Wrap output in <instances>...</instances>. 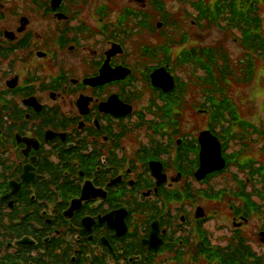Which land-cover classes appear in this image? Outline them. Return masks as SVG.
Listing matches in <instances>:
<instances>
[{
	"label": "flooded vegetation",
	"instance_id": "af4514ba",
	"mask_svg": "<svg viewBox=\"0 0 264 264\" xmlns=\"http://www.w3.org/2000/svg\"><path fill=\"white\" fill-rule=\"evenodd\" d=\"M116 1L0 0V264H264L255 65Z\"/></svg>",
	"mask_w": 264,
	"mask_h": 264
},
{
	"label": "trees",
	"instance_id": "16d2710c",
	"mask_svg": "<svg viewBox=\"0 0 264 264\" xmlns=\"http://www.w3.org/2000/svg\"><path fill=\"white\" fill-rule=\"evenodd\" d=\"M194 4L199 19H205L208 26L222 29L224 34L233 38L244 51V58L239 65H264V31L262 20L264 0H184ZM153 13H161L164 4L161 0H150ZM204 59L199 62L208 66L209 77L229 79L231 68L228 56L218 48H207ZM222 65V70H218ZM217 70V71H216ZM216 83H213L215 86ZM224 96V95H223ZM222 96V97H223ZM224 104L228 101L223 97Z\"/></svg>",
	"mask_w": 264,
	"mask_h": 264
},
{
	"label": "rangeland",
	"instance_id": "374dc122",
	"mask_svg": "<svg viewBox=\"0 0 264 264\" xmlns=\"http://www.w3.org/2000/svg\"><path fill=\"white\" fill-rule=\"evenodd\" d=\"M164 4L165 12L173 11L171 18L174 21L175 29L174 40L180 41V35L182 32L190 33L194 42L198 45H202L210 48H218L225 52L228 56L229 67L231 68V74L237 76L239 74L240 65L239 62L244 58L243 49L232 41L231 38L222 34L220 29L216 27L208 26L207 22L201 21L198 18L197 11L194 4L185 2L184 0H161ZM208 1V0H204ZM103 2V0H99ZM126 0H117L114 7L117 9L122 4H126ZM148 2V1H147ZM146 2V3H147ZM141 4V3H140ZM148 8V7H147ZM86 14H89V10H86ZM147 14L152 17L153 9H148ZM262 20V26L264 31V15ZM157 18L155 17V21ZM195 21L196 24H193ZM201 23V24H200ZM192 45L183 46L181 49H189ZM241 68V67H240ZM241 84L233 85L229 84V95L232 93V98L235 100L239 109L249 110L254 116L253 122L256 127L264 129V65L259 63L255 65L254 80L250 82L248 88L242 89ZM246 91V92H245Z\"/></svg>",
	"mask_w": 264,
	"mask_h": 264
},
{
	"label": "water",
	"instance_id": "95a60500",
	"mask_svg": "<svg viewBox=\"0 0 264 264\" xmlns=\"http://www.w3.org/2000/svg\"><path fill=\"white\" fill-rule=\"evenodd\" d=\"M136 1H138L141 4H144L146 2V0H136ZM160 72H161V70H159V71L155 72L154 74H152V81H153V84L156 85V86H160L162 84V79H161V76H160Z\"/></svg>",
	"mask_w": 264,
	"mask_h": 264
}]
</instances>
